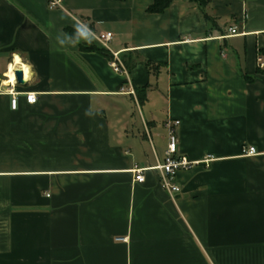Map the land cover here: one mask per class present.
Returning a JSON list of instances; mask_svg holds the SVG:
<instances>
[{"label":"crops","instance_id":"0c3cea01","mask_svg":"<svg viewBox=\"0 0 264 264\" xmlns=\"http://www.w3.org/2000/svg\"><path fill=\"white\" fill-rule=\"evenodd\" d=\"M61 2L0 0V264H264V0H211L215 27L188 0ZM83 26L137 57L129 82ZM10 67L35 104L11 107ZM170 119L194 162L175 193Z\"/></svg>","mask_w":264,"mask_h":264},{"label":"built area","instance_id":"2783aa9c","mask_svg":"<svg viewBox=\"0 0 264 264\" xmlns=\"http://www.w3.org/2000/svg\"><path fill=\"white\" fill-rule=\"evenodd\" d=\"M62 2L61 0H49V8H61ZM86 32L88 33V37L91 41L98 44L100 47L106 49L111 54L110 64L111 67L127 78V82H129V72L125 67L124 63L120 59L118 53L111 52L108 43L111 41L113 34L108 31H93L92 29L83 26ZM229 32L231 34L235 33V28L230 27ZM259 68H264V60L261 57L257 59ZM9 70V68H8ZM15 68H13L14 79L10 80L8 76H6L7 82L10 84L11 92V107L15 109L17 107V100L20 94L25 96L26 102L28 104H35L37 102V95L34 92H16L14 91L15 85H17V79L15 76ZM25 74V71L23 70ZM179 120H167L165 123V127L167 129V148L165 150L163 161L156 166L155 169L158 170L159 184L160 186L169 193H175L180 191V187L175 183V176L179 170L188 169L191 167L194 162L188 160V158L184 155L178 154V138L176 135V128L179 126ZM256 149L252 146L243 149L244 155H255ZM145 168H138L133 170L135 174V181L143 182L144 181V172Z\"/></svg>","mask_w":264,"mask_h":264},{"label":"trees","instance_id":"16d2710c","mask_svg":"<svg viewBox=\"0 0 264 264\" xmlns=\"http://www.w3.org/2000/svg\"><path fill=\"white\" fill-rule=\"evenodd\" d=\"M173 1L174 0H153V2L148 6L147 12H149V13H162L165 11V9H167L170 6V4ZM188 1L190 3L195 4L198 7V9L201 11V13L204 17V20L206 22H210L212 27H215L216 18L210 17L206 12V8L208 7L211 0H188ZM64 30L68 33V35L72 39H74V40H81L82 39L79 42V47L81 50L97 52L99 54L106 56L109 60L111 59L112 56L106 49L97 46L91 40H83L84 36L80 31H78L74 28H71V27H65ZM121 58H122V61L124 62V64L126 65L125 67L127 68L128 72L130 73L136 64L137 57L127 56V54H123L121 56ZM154 65H156V64H154L152 62H147V67L149 68V70H151L154 67ZM244 78L246 80H251V78L246 76L245 74H244ZM146 91H147V86L135 89L137 99L139 100V102H143L146 99Z\"/></svg>","mask_w":264,"mask_h":264},{"label":"water","instance_id":"95a60500","mask_svg":"<svg viewBox=\"0 0 264 264\" xmlns=\"http://www.w3.org/2000/svg\"><path fill=\"white\" fill-rule=\"evenodd\" d=\"M15 76H16V79H17V83L18 84H20V85H24L25 84V80H24V77H23L22 70L16 69L15 70Z\"/></svg>","mask_w":264,"mask_h":264},{"label":"bare ground","instance_id":"6f19581e","mask_svg":"<svg viewBox=\"0 0 264 264\" xmlns=\"http://www.w3.org/2000/svg\"><path fill=\"white\" fill-rule=\"evenodd\" d=\"M7 76L10 78L11 81H13L14 73L12 67H10L9 71L7 72Z\"/></svg>","mask_w":264,"mask_h":264},{"label":"rangeland","instance_id":"374dc122","mask_svg":"<svg viewBox=\"0 0 264 264\" xmlns=\"http://www.w3.org/2000/svg\"><path fill=\"white\" fill-rule=\"evenodd\" d=\"M136 114H137V111H136Z\"/></svg>","mask_w":264,"mask_h":264}]
</instances>
